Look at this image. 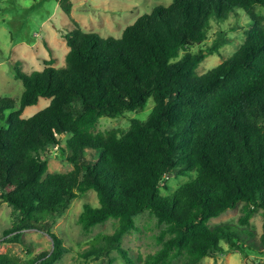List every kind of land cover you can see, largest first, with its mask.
I'll return each instance as SVG.
<instances>
[{
    "label": "trees",
    "instance_id": "obj_1",
    "mask_svg": "<svg viewBox=\"0 0 264 264\" xmlns=\"http://www.w3.org/2000/svg\"><path fill=\"white\" fill-rule=\"evenodd\" d=\"M68 16L72 0H58ZM264 0H173L126 26L121 36L85 31L79 23L65 35L66 63L46 61L30 73L15 66L25 89L18 103L0 98V199L14 209L5 236L22 241V231L50 234V251L23 260L0 252V264H55L67 251L54 231L57 219L80 193L94 189L99 204L85 203V230L114 217L112 234L99 233L85 254L105 255L123 246L149 210L162 228L161 244L142 264H193L231 247L264 254V231L256 240L250 219L264 210ZM245 10L253 25L229 57L206 72L198 67L231 41L224 30L210 45L213 20ZM41 97L50 103L31 116L26 107ZM127 129L94 131L102 116L127 111ZM66 137V140H64ZM59 148L73 164L50 172V153ZM191 176L178 187L171 177ZM165 190L167 192H165ZM168 190L170 192H168ZM242 205L239 224H211L213 217ZM180 262V259H183Z\"/></svg>",
    "mask_w": 264,
    "mask_h": 264
},
{
    "label": "rangeland",
    "instance_id": "obj_2",
    "mask_svg": "<svg viewBox=\"0 0 264 264\" xmlns=\"http://www.w3.org/2000/svg\"><path fill=\"white\" fill-rule=\"evenodd\" d=\"M173 0H72L74 3L72 15L68 16L58 0H0V98L10 96L18 103L22 97L25 85L22 79L16 77L15 66L30 73L43 69L46 61L54 60V65L66 63V55L70 49L65 35L74 29L77 21L85 31L100 32L103 35L119 37L129 24L140 15L151 12L158 5H168ZM264 13V7L257 6ZM239 13L231 12L224 20H213L209 37L203 45H210L219 31L224 30L232 39L219 52L209 54L199 65L198 73L202 74L231 56L246 38V30L253 23L245 10ZM50 103V98L41 97L35 105L26 107L24 116H31ZM154 100L151 98L142 113L127 111L118 117L102 116L94 131L105 132L112 128L127 129L133 117L146 118ZM66 140V137L65 139ZM50 172L68 171L73 164L63 155L59 148L51 151ZM190 175L184 174L171 177L169 183L178 187L183 181L189 180ZM165 192H167L165 190ZM168 192H170L168 190ZM99 204L98 194L94 189L80 193L71 203L68 210L57 219L54 231L64 240L68 248L62 259L55 264H109L105 255L85 254L91 242L99 233L112 234L118 224L117 218H110L89 230H85L80 221V215L85 203ZM243 214L242 205L229 209L223 214L213 217L211 224L230 222L239 224ZM15 220L14 209L0 199V252H9L24 261L41 252L50 251L54 241L50 234L37 229L28 228L22 231V241L12 240L5 236V230L13 227ZM137 229L128 232L123 239V246L129 250V255L135 260L132 264H142L138 256H146L156 251L161 244L157 239L162 225L156 214L147 210L136 217ZM256 234V240L264 231V210L260 209L250 219L249 226ZM225 250L215 255L205 256L193 264H264V254L256 255L231 247L223 242ZM112 264H131L119 250H113ZM180 259V262H183Z\"/></svg>",
    "mask_w": 264,
    "mask_h": 264
}]
</instances>
